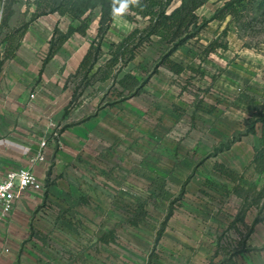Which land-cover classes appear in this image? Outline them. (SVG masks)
Listing matches in <instances>:
<instances>
[{"label": "rangeland", "instance_id": "1", "mask_svg": "<svg viewBox=\"0 0 264 264\" xmlns=\"http://www.w3.org/2000/svg\"><path fill=\"white\" fill-rule=\"evenodd\" d=\"M224 1L211 0L200 8V21L211 19ZM2 12L0 0V24ZM71 24L78 26L58 15L35 21L17 57L3 66L5 31L1 33L0 72L44 69V75L33 81L32 73L16 78L27 95L21 105L27 118L94 119L90 131L94 162L89 163L81 149L86 141L80 140L77 147L62 143L74 154L73 162L65 168H73L79 173L78 180L100 188L101 196L91 198L94 216L71 224L78 234L85 235L89 252L84 264H264V219L254 225L261 206L239 218L242 202L227 194L233 184L213 171L215 163H220L243 173L253 159L254 148L261 144L258 134L246 133L247 120L264 100V34L242 39L232 26L225 38L222 34L228 22L213 21L171 57L186 68L180 75L160 65L170 47L156 38L145 43L125 67V72L146 81L140 95L99 109L111 83L89 87L75 103L74 85L64 88L91 43L98 41V19L86 36L73 35L45 67L47 57L41 60L43 54L48 56L55 28L66 33ZM142 27L141 20L116 18L102 41V62L113 44ZM215 40L227 44L228 49L206 56V47ZM109 96L114 95L111 92ZM0 99H4L1 94ZM67 107L69 113L64 117ZM57 130L56 143L60 137ZM230 143L229 149L222 151ZM245 174L243 185L259 183L252 170ZM186 182L184 197L176 203L174 215L157 239L170 204ZM142 204L148 214L144 222L133 227L128 210L134 212ZM96 229L114 230L116 242L98 248Z\"/></svg>", "mask_w": 264, "mask_h": 264}, {"label": "trees", "instance_id": "2", "mask_svg": "<svg viewBox=\"0 0 264 264\" xmlns=\"http://www.w3.org/2000/svg\"><path fill=\"white\" fill-rule=\"evenodd\" d=\"M209 1L211 0H2L0 34L5 31L6 51L1 60V66L17 57L30 26L41 17L59 15L61 18H69L71 22L78 23L77 27L71 24L66 33L55 28L49 42L50 48L44 67L60 53L73 35L78 33L86 36L91 24L98 19V41L91 43L75 73L67 78L64 88H69L70 84L74 85L72 102L75 103L84 96L89 87L98 83L103 85L111 83L109 90L99 101V109L115 107L119 103L139 96L144 89L146 81H141L133 72H125V67L136 58L138 50L145 43H153L156 38L166 43L170 48L161 58L160 65L180 75L186 71V68L173 61L171 57L181 47L197 39L213 21L228 22L222 34L225 38L228 37L232 26L237 36L242 39L261 37L264 34V0H225L211 19L201 22L198 10ZM23 8H25L24 12ZM22 14H26L24 20L20 19ZM118 17L131 22L141 20L143 27L135 29L118 44H113L109 49L108 58L102 62V41ZM218 49L227 50L228 45L215 40L206 47L205 55L209 56ZM190 69L197 72L194 68ZM43 70L40 72L41 76ZM111 92L113 97L109 96ZM68 113L69 107L66 108L63 116L66 117ZM64 129L66 127L61 131ZM246 134H258L261 144L254 148L253 159L244 172L238 173L220 163H215L213 171L233 184V188L228 190L227 194L235 195L241 200L242 209L239 218H245L250 210L261 206L254 221V225H257L264 219L262 217L264 213V100L255 106L247 120ZM236 141L239 140H234ZM231 144L223 146L222 151L228 150ZM249 170H252L260 181L259 183L252 181L245 186L242 183L246 178L245 173ZM186 185L187 182L183 184L180 196L170 204L157 239L163 235L168 221L174 215L176 203L184 197ZM147 214L145 205L142 204L134 212L128 210V222L131 226L138 227L145 221ZM116 239V232L111 230L103 233L97 241L109 245L116 242Z\"/></svg>", "mask_w": 264, "mask_h": 264}, {"label": "crops", "instance_id": "3", "mask_svg": "<svg viewBox=\"0 0 264 264\" xmlns=\"http://www.w3.org/2000/svg\"><path fill=\"white\" fill-rule=\"evenodd\" d=\"M25 73H32L31 81L40 76V72H0V94L4 97L0 99V174L30 165L25 168L44 183L45 192L28 191L15 201L13 214L0 225V264H84L89 252L83 241L85 235L78 234L71 224L94 216L90 212L94 207L91 198L101 196L100 188L78 180V172L65 168L73 162L74 154L62 143L77 147L80 140L86 141L81 149L88 162H94L95 148L90 140L94 119L27 118L21 106L27 95L16 79ZM57 129L60 137L56 143ZM41 154L44 160L37 159ZM104 232L96 229L95 235L99 238ZM102 246L106 245L97 244L98 248Z\"/></svg>", "mask_w": 264, "mask_h": 264}, {"label": "built area", "instance_id": "4", "mask_svg": "<svg viewBox=\"0 0 264 264\" xmlns=\"http://www.w3.org/2000/svg\"><path fill=\"white\" fill-rule=\"evenodd\" d=\"M46 57L47 54H43L41 60ZM45 145L43 142L42 147ZM37 159L44 160V156L41 154ZM28 191L45 192L44 183L30 168L11 169L4 175L0 174V225L13 214L15 201Z\"/></svg>", "mask_w": 264, "mask_h": 264}]
</instances>
